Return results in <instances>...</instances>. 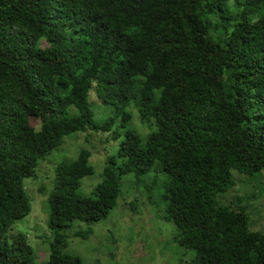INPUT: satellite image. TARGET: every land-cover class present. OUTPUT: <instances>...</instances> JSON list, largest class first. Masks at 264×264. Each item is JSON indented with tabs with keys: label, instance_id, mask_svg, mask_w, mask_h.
<instances>
[{
	"label": "trees",
	"instance_id": "obj_1",
	"mask_svg": "<svg viewBox=\"0 0 264 264\" xmlns=\"http://www.w3.org/2000/svg\"><path fill=\"white\" fill-rule=\"evenodd\" d=\"M231 2L0 0V264H35L12 227L31 212L25 181L40 162L67 137L117 121V152L90 195L77 193L93 174L88 150L56 165L43 264H85L63 251L64 232L105 220L122 178L138 184L152 170L187 264H264V233L249 229L243 209L218 203L232 171L264 185V0ZM90 90L114 109L102 123ZM131 106L151 128L144 138L126 128Z\"/></svg>",
	"mask_w": 264,
	"mask_h": 264
},
{
	"label": "rangeland",
	"instance_id": "obj_2",
	"mask_svg": "<svg viewBox=\"0 0 264 264\" xmlns=\"http://www.w3.org/2000/svg\"><path fill=\"white\" fill-rule=\"evenodd\" d=\"M88 102L95 122L102 123L114 115L113 107L100 101L93 90L89 91ZM128 111L130 119L126 128L135 130L144 138L151 128L140 121L133 106ZM33 124L38 129L39 123L35 119ZM118 124L117 121L109 132L88 130L67 137L59 148L40 162L36 176L25 181L31 199V212L17 221L12 229L27 236L34 251L35 264H43L50 252L52 234L47 224V196L56 165L62 161L75 160L80 150H88L91 153L93 174L81 180L77 193L90 195L102 179L101 173L106 162L117 152L120 138L114 140L112 132L125 130L118 128ZM232 177L234 186L218 197L219 205L231 206L234 210L243 209L249 229L263 234L264 185L237 171H232ZM163 180L162 174L154 170L138 184L133 182L132 176H124L121 195L109 216L92 224L73 222L64 232L63 251L80 256L85 264H187L190 258L183 256L184 251L172 243L173 225L161 218L158 196ZM42 186L43 191L40 189ZM87 229L92 232L86 238L77 235L78 231Z\"/></svg>",
	"mask_w": 264,
	"mask_h": 264
}]
</instances>
